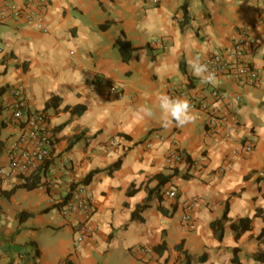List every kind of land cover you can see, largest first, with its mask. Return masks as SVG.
<instances>
[{
	"label": "crops",
	"instance_id": "obj_1",
	"mask_svg": "<svg viewBox=\"0 0 264 264\" xmlns=\"http://www.w3.org/2000/svg\"><path fill=\"white\" fill-rule=\"evenodd\" d=\"M154 1H40L28 7L44 17L43 33L13 17L10 6L26 0H0V169L20 137L13 89L27 93L26 115L44 114L54 134L46 164L0 185V264H250L264 252V0ZM245 30L259 39L257 83L201 84L188 61L225 53ZM172 91L232 115L240 130L227 138L194 109V124L164 129L157 96ZM141 108L154 115L141 119ZM245 143L253 152L233 161ZM172 155L182 161L169 164ZM39 171L38 188H20ZM92 173L84 185L91 214L65 215L72 187ZM226 211L220 240L213 225ZM84 223L97 230L78 243Z\"/></svg>",
	"mask_w": 264,
	"mask_h": 264
},
{
	"label": "built area",
	"instance_id": "obj_2",
	"mask_svg": "<svg viewBox=\"0 0 264 264\" xmlns=\"http://www.w3.org/2000/svg\"><path fill=\"white\" fill-rule=\"evenodd\" d=\"M28 4L23 6H10L12 15L16 19H21L43 33L49 32L44 17L31 10L28 6L44 0H26ZM155 3L158 0L154 1ZM8 9L3 10L6 19ZM260 24L264 26V18ZM259 47V39L250 31H242L238 38L234 41L232 48L225 53L205 57L201 61L206 63L211 70H214L217 77L230 76L239 87L252 86L258 81V69L254 65L253 59ZM5 43L0 39V55L4 53ZM15 102L12 106L11 124L20 130L18 142L13 147L11 160L8 168L0 169V185L4 181H10L22 177H26L31 171L46 164L52 157L54 148V134L49 126V122L44 114L34 113L26 115L27 112V93L21 88H15L12 91ZM186 92L172 91L171 97L184 98ZM110 96L119 98L121 94L115 87L110 89ZM213 97L217 100H225L227 97L218 91L213 93ZM242 101L241 96H236L229 103L230 108L235 107V103ZM192 108L199 110L208 117V126L212 130H224L227 138H232L235 132L240 130L241 125L230 115L227 117L220 116L216 109L209 107L205 102L196 104L193 102ZM235 121V122H234ZM254 150L253 143L240 144L231 153V159L234 161L241 155L251 153ZM207 158L204 161L207 162ZM182 157L172 155L168 163L181 162ZM68 164V160L65 161ZM85 186L77 185L72 192L71 200L65 204L62 211L65 215L72 213H83L89 216L92 212L91 206L85 194ZM170 197L176 198L177 193L174 191L169 194ZM197 200H191L186 204L187 212L195 209ZM189 215L186 214L184 220L188 221ZM97 228L91 223H84L79 228L78 243L84 242L91 234L96 232Z\"/></svg>",
	"mask_w": 264,
	"mask_h": 264
},
{
	"label": "clouds",
	"instance_id": "obj_3",
	"mask_svg": "<svg viewBox=\"0 0 264 264\" xmlns=\"http://www.w3.org/2000/svg\"><path fill=\"white\" fill-rule=\"evenodd\" d=\"M188 67L192 75L199 78L201 84L215 86L218 83L215 71L203 63L199 56L191 58L188 61ZM157 103L161 116V126L166 130L172 127L184 128L194 124L197 120L191 103L186 99L160 94L157 96ZM138 115L143 119L144 117H152L154 113L151 109L141 108ZM250 264H258V262L252 260Z\"/></svg>",
	"mask_w": 264,
	"mask_h": 264
},
{
	"label": "trees",
	"instance_id": "obj_4",
	"mask_svg": "<svg viewBox=\"0 0 264 264\" xmlns=\"http://www.w3.org/2000/svg\"><path fill=\"white\" fill-rule=\"evenodd\" d=\"M119 49H120V52L123 56V59H124V62H128L129 59H130V56H131V52L132 50H130V45L127 44V43H123V44H120L119 45ZM191 87V85H190ZM72 112L74 113V115L78 114V111L77 110H72ZM81 139V137H76L75 138V142L79 141ZM121 166V161L118 162L117 164H115V166L113 167L114 170H117L119 167ZM94 174H90L89 176H87V178L82 182L83 185H87L89 184L91 181H92V178H93ZM41 173L40 171L38 173H34L32 174L31 177H29L28 179H26V183L22 186H20V188H24V189H27V190H34L36 188H38L40 186V180H41ZM77 185L73 186L72 187V192L74 191V189L76 188ZM71 197H72V194L65 200L64 204L62 206H64L65 204H67L70 200H71ZM228 215V211H226L223 219L221 221H219L218 223H214L213 225V228L214 230L216 231L217 233V236L218 238L221 240L223 239L224 237V232H225V226H226V223H227V216ZM134 217H135V214H134ZM249 223V221H248ZM249 226H244L243 229H247ZM233 228L234 230L236 231L237 228L235 225H233ZM248 230V229H247ZM256 261L259 262L260 264H264V252L262 253H259L256 255L255 257ZM67 264H70V263H67Z\"/></svg>",
	"mask_w": 264,
	"mask_h": 264
}]
</instances>
